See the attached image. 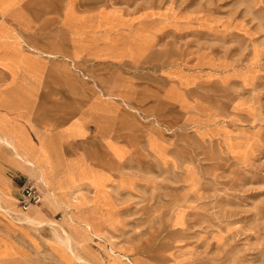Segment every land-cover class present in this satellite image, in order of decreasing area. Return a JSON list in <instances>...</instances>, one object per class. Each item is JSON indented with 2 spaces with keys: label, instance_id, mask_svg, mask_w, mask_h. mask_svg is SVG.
Wrapping results in <instances>:
<instances>
[{
  "label": "rangeland",
  "instance_id": "374dc122",
  "mask_svg": "<svg viewBox=\"0 0 264 264\" xmlns=\"http://www.w3.org/2000/svg\"><path fill=\"white\" fill-rule=\"evenodd\" d=\"M93 1L115 8L109 16L134 17L139 32L150 34L157 83L167 71L189 78L185 122L157 128L170 143L167 162L142 147L128 162L138 166L124 170L133 188L128 178L108 189L94 183L119 213L116 226L108 218L97 231L74 216L81 205L62 225L22 220L44 216L52 198L36 180L43 201L22 209L17 187L30 178L11 163L9 148H16L0 144V188H11L0 194L1 234L25 232L37 248L29 250L32 264H264V0ZM0 91L7 93L4 73ZM156 154L167 160L163 149ZM64 190L54 187L58 199Z\"/></svg>",
  "mask_w": 264,
  "mask_h": 264
},
{
  "label": "crops",
  "instance_id": "0c3cea01",
  "mask_svg": "<svg viewBox=\"0 0 264 264\" xmlns=\"http://www.w3.org/2000/svg\"><path fill=\"white\" fill-rule=\"evenodd\" d=\"M110 10L115 8L93 0H0V74L7 75V93L0 91V144L9 148V140L16 148L9 149L20 177L46 185L52 199L45 223L62 225L65 213L81 205L74 216L92 221L94 231L108 218L116 226L117 208L107 192L96 193L94 183L108 189L128 178L133 188L136 180L124 170L138 166L128 162L140 147L167 162L170 143L157 128L185 122L189 78L167 71L157 83L153 38L139 32L134 17L121 10L109 16ZM15 152L34 163L32 171ZM55 186L65 189L60 199ZM5 187L0 194L11 191L8 182ZM29 250L37 252L25 232H0V264H32Z\"/></svg>",
  "mask_w": 264,
  "mask_h": 264
},
{
  "label": "built area",
  "instance_id": "2783aa9c",
  "mask_svg": "<svg viewBox=\"0 0 264 264\" xmlns=\"http://www.w3.org/2000/svg\"><path fill=\"white\" fill-rule=\"evenodd\" d=\"M43 201V195L32 181H25L21 187L19 204L24 211L36 207Z\"/></svg>",
  "mask_w": 264,
  "mask_h": 264
},
{
  "label": "bare ground",
  "instance_id": "6f19581e",
  "mask_svg": "<svg viewBox=\"0 0 264 264\" xmlns=\"http://www.w3.org/2000/svg\"><path fill=\"white\" fill-rule=\"evenodd\" d=\"M7 144H9L10 146H14L11 142L7 141ZM26 164L30 165L32 167L33 163L31 161H25ZM34 166V165H33ZM32 171V170H31ZM64 188V187H63ZM41 193V192H40ZM42 194V193H41ZM44 198V196H43ZM13 212V211H12ZM37 212V211H36ZM21 216H23V214H21ZM22 220H25V221H29L30 223L32 224H36V223H45V219L43 218V215L41 213H39L37 215L36 218L34 219H29L27 216L22 219ZM67 243H69V240H66Z\"/></svg>",
  "mask_w": 264,
  "mask_h": 264
}]
</instances>
